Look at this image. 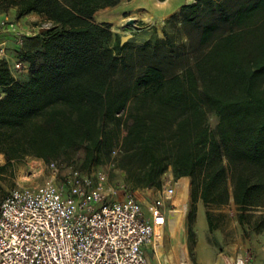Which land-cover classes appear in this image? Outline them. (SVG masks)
Wrapping results in <instances>:
<instances>
[{"label": "trees", "instance_id": "16d2710c", "mask_svg": "<svg viewBox=\"0 0 264 264\" xmlns=\"http://www.w3.org/2000/svg\"><path fill=\"white\" fill-rule=\"evenodd\" d=\"M123 1L0 0V13L49 24L34 49L17 50L25 74L0 61V175L81 149L79 167L111 163L130 190L188 177L192 202L232 200L240 224L264 231V216L246 213L264 206V0H195L134 51L94 22ZM205 218L212 232L209 209Z\"/></svg>", "mask_w": 264, "mask_h": 264}, {"label": "built area", "instance_id": "2783aa9c", "mask_svg": "<svg viewBox=\"0 0 264 264\" xmlns=\"http://www.w3.org/2000/svg\"><path fill=\"white\" fill-rule=\"evenodd\" d=\"M6 53L0 42V61ZM12 69L24 71L18 61ZM49 168L41 185L13 189L0 201V264H150L143 248L154 246L176 207L178 181L171 173L159 180L145 215L131 194L109 199L115 192L102 171L73 166L57 180L56 163ZM225 264L248 263L234 257Z\"/></svg>", "mask_w": 264, "mask_h": 264}, {"label": "rangeland", "instance_id": "374dc122", "mask_svg": "<svg viewBox=\"0 0 264 264\" xmlns=\"http://www.w3.org/2000/svg\"><path fill=\"white\" fill-rule=\"evenodd\" d=\"M193 1L180 0L181 3ZM129 8L134 10L126 11L127 7H118L100 13L104 14L102 18H110L108 24L111 25L110 30L114 34L110 44L121 41L124 36H129L124 43H127L128 51H134L146 40L163 39L164 31L172 30L167 22L171 16L166 18L160 14L159 17H155L159 5L153 4L152 0H140L138 4L130 5ZM123 11L125 12L122 13ZM8 12L0 13L2 15L0 18V42L6 47V60L13 65L17 61V50H32V48H27L30 44L36 46V43H34L35 36L32 35V31L27 30L29 27L27 22L17 21L13 17L3 19V15L8 16ZM138 16H143L146 23L138 22ZM131 19L135 21L134 25H128V21ZM46 24L48 23L37 24L34 33L37 35V31H44L42 29ZM26 71L24 69L21 74H25ZM207 120L211 127L217 123V118L213 113L208 114ZM82 160L83 152L78 149L73 151L68 159L55 162L58 167L57 180L66 175L73 166L78 167L86 174L102 171L107 176L106 188L109 192H115L114 194L110 193V200L119 201L124 198L125 193L131 194L140 203L145 215L148 214V207L157 196V188L130 190L126 184L124 173L113 164H102L90 168L79 167ZM4 162V157L0 154V165ZM51 174L49 164L40 159L26 157L13 161L8 171L0 175V201L13 189L33 188L41 185ZM166 175L170 176V172ZM177 186H179L177 194L180 195L182 206H178L174 199L176 204L174 209L180 211L172 214L171 225L165 226L163 233L157 237L156 249L160 253L161 260H169L170 264H183L182 255H185L188 264H200L199 250L212 263H217L221 257H241L248 264H252L257 257L264 255V231L255 232L246 223L240 224L238 218L240 211L232 200L226 206L207 208L200 200L192 202L190 178L183 177ZM208 209L217 226L212 232L208 230L205 218V212ZM246 213L249 216L248 219L253 223L258 220L260 215L264 216V206L249 209ZM190 232L192 236H190ZM179 244H182L181 254L179 252L181 248L177 246Z\"/></svg>", "mask_w": 264, "mask_h": 264}, {"label": "crops", "instance_id": "0c3cea01", "mask_svg": "<svg viewBox=\"0 0 264 264\" xmlns=\"http://www.w3.org/2000/svg\"><path fill=\"white\" fill-rule=\"evenodd\" d=\"M152 1H153V4H158L159 5V8H157L158 10L156 12L155 17H157V16L159 17V15L161 14L163 17H166V18H168L169 16L177 13L179 11V9L183 5L189 4L188 2L181 3L180 0H164L162 2H160L158 0H152ZM139 2H140V0L123 1L118 6H116L114 8H105V9L99 10V11H97L94 14V22L98 23V24L110 23V18H106V17L102 18L104 16V14H100V13L105 12V10H109V9L113 10L115 8H118V7H127L128 10H126V11H133L134 10L133 8H131V9L129 8L130 5L135 6V4H138ZM124 12L125 11H123L122 13H124ZM3 17H4L3 19H5V20L6 19H10V18L13 17L17 21L27 22L29 24V27L27 28V30L28 31H32V35L33 36H36V33H34V31H35V29L38 26L37 24H40L41 22H44V17L40 16L38 14H35V13H31V14H28V15H26L24 17L17 18L15 16V9H10L9 12H8V16L7 15H3ZM0 18H2V15H0ZM138 22L146 23V20H145V18L143 16H138ZM37 33H40V32L37 31ZM34 43H37V41L34 40ZM33 47H35V44L34 45L30 44L27 49H31V48L34 49ZM141 209L144 212L142 206H141ZM200 215H202V214H200ZM163 231H164V228L160 232V234H162ZM156 240L158 241V238H156ZM157 241H155L154 246H152V244H148V245L144 246V248H143L149 263L150 264H170L169 260H165V259L161 260L160 259V256H159L160 253H158L157 249H156L157 248V244H158ZM177 246H180L181 249H179V252L181 254V252H182V244H179ZM149 254H150V257H149ZM198 258L200 260V264H225L228 259H231L233 257H221L218 260L217 263H212L207 257H204L202 255L201 251L198 250ZM182 263L183 264H188L187 261H186L185 255H182ZM252 264H264V255H262L260 257H257L256 260Z\"/></svg>", "mask_w": 264, "mask_h": 264}, {"label": "bare ground", "instance_id": "6f19581e", "mask_svg": "<svg viewBox=\"0 0 264 264\" xmlns=\"http://www.w3.org/2000/svg\"><path fill=\"white\" fill-rule=\"evenodd\" d=\"M151 2V1H150ZM178 183H179V181H178ZM179 187V186H178ZM175 202L178 204V206L180 205V206H182L181 205V203H180V195H178L177 194V191H176V194H175ZM176 211H180L179 209H174V210H172L171 211V213H170V216H169V224L171 225V216H172V214L174 213V212H176ZM161 238V237H160ZM162 241V240H161Z\"/></svg>", "mask_w": 264, "mask_h": 264}, {"label": "water", "instance_id": "95a60500", "mask_svg": "<svg viewBox=\"0 0 264 264\" xmlns=\"http://www.w3.org/2000/svg\"><path fill=\"white\" fill-rule=\"evenodd\" d=\"M135 21L133 19L128 21V25H134ZM129 36H124L121 38V43H124V41L128 38Z\"/></svg>", "mask_w": 264, "mask_h": 264}]
</instances>
